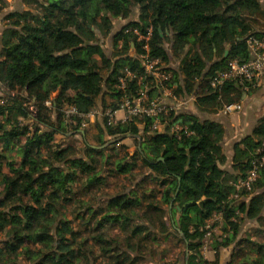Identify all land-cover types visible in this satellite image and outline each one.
Returning a JSON list of instances; mask_svg holds the SVG:
<instances>
[{"label": "trees", "instance_id": "16d2710c", "mask_svg": "<svg viewBox=\"0 0 264 264\" xmlns=\"http://www.w3.org/2000/svg\"><path fill=\"white\" fill-rule=\"evenodd\" d=\"M24 4L29 10L6 16L1 36L0 85L6 86V96L0 98V264H18L20 259L28 264H90L89 240L74 229L66 211L76 206L81 192L90 195L106 186L109 177H128L140 167L147 174L133 176L128 190L108 196L99 206L83 204L84 212L76 218L94 225L88 232L97 233L93 240L101 243L110 228L124 234V241L111 239L112 248L105 250L111 264H135L138 258L132 255L158 241V234L165 240L173 236L185 246V264H222L220 249L236 242L245 222L264 234V117L251 135L235 144L229 170L225 129L206 117L243 102L249 92V83L239 80L216 88L212 81L231 63L250 61L251 37L264 40L261 0ZM134 7L140 8L139 20L114 36L109 55L100 36L111 35L113 19L129 20ZM149 30V41L140 40ZM170 51L175 56L185 53L178 70L164 71L169 80L161 87L146 74L143 59L149 55L159 60L160 68L170 63ZM146 90L150 101L162 90L171 91L173 98H194L198 113L171 112V127L183 129L178 133L153 131L149 118L109 125L105 116L103 127L98 118L88 120L99 104L104 111H118ZM65 108L85 117L67 118ZM58 136H80L83 148L77 141L58 144ZM127 137L141 146L134 155L121 156L126 147L120 140ZM101 164L113 167L108 176ZM255 168L258 179L252 190H238L236 185ZM82 180L86 186L80 190ZM149 181L162 189L160 199L147 188ZM164 205L173 206L174 225L164 219ZM216 216L223 218L222 242L216 243L215 259L209 261L202 247ZM228 264H264V245L247 236Z\"/></svg>", "mask_w": 264, "mask_h": 264}, {"label": "rangeland", "instance_id": "374dc122", "mask_svg": "<svg viewBox=\"0 0 264 264\" xmlns=\"http://www.w3.org/2000/svg\"><path fill=\"white\" fill-rule=\"evenodd\" d=\"M5 3H0V50H1V36L4 29L7 27V21L6 16H8L10 13L13 12H23L25 10H29V7L24 4V0H4ZM140 17V8L134 7L133 8V14L129 20H122V19H116L112 20V28H111V35L109 37H101L100 36V42L104 48V50L111 55L113 53L112 45H113V38L114 36L129 22H134L139 20ZM167 47L170 50V45ZM1 53V51H0ZM184 53H181L178 56H175L174 52L171 54V61L169 64L163 63L162 66H160L159 71L160 73L167 72L169 69H175L178 70L180 62L184 56ZM134 54V52H132ZM163 70V71H162ZM254 88V87H252ZM250 90V89H249ZM6 88L2 85H0V98L6 96L5 95ZM170 94V97H165V95L160 94L159 99H162L166 102H173V97L171 96V91H168ZM178 100H184V98L177 97ZM191 99V98H189ZM195 103V102H193ZM190 106V105H189ZM66 109V108H65ZM64 109V110H65ZM110 111V110H108ZM107 111H104L102 106L99 104L97 108H95L94 112L90 117H88V120L90 122H94L97 120V118L101 121H103L104 117L106 116ZM171 113L169 112L166 116H164L163 120V131H170L171 133H178L181 130L176 129V127H171ZM140 119V118H139ZM143 119V118H141ZM140 119V120H141ZM143 128V125H141ZM89 129L88 125L84 129ZM75 141H77L78 148H83V139L80 136H77L75 139L68 140L61 136L57 137V143L61 145H70L74 144ZM97 144V143H96ZM121 146H125V149H121V156H124V152H128L131 156L135 154L137 148H140L141 144L140 142H136L132 138L127 137L126 139L120 140ZM98 145V144H97ZM120 148V147H119ZM141 165V163H139ZM230 164L225 166V169L230 168ZM100 170L104 171V175L108 176V170L112 169L113 167H103V164L99 167ZM147 170L142 167H140L137 171H135L134 175L128 176V177H109L108 178V184L106 186L102 185L101 187H98L96 191L93 193L81 192L79 195L80 199L77 201L76 206L70 207L68 211H66V214L68 216V219L73 221L74 229L78 232H81L83 240H89V242L86 241L87 245V253L89 256L90 264H111V261L109 260L110 257H108L107 254H105V250L111 249L113 245H111L110 240L120 237L122 241L125 240L124 234L121 233L118 229L110 228L107 231L104 232L103 239L106 240V242H99L98 240H93V236H97V233H89L88 229L93 227L94 225L87 226V219L81 221L77 218L78 214H81L84 212L83 204L88 205L90 203H96L95 206H99V204H104L106 198L111 195L118 194L119 192H123L125 189H129L132 186L133 182V176L135 175H146ZM140 178V177H139ZM138 178V180H140ZM144 179V178H143ZM142 179V180H143ZM85 180H82L81 184L79 185L80 190H82L85 187ZM147 188H151L154 190V192L158 195V199L161 198L162 189L159 187L157 183L154 182H147L146 184ZM156 195V196H157ZM164 215L165 220L168 221L169 224L174 225V215H173V206H165L164 205ZM178 215L176 219H178ZM223 223L214 224V229H212L211 235H207L203 241V247H202V255L205 259L209 261H213L215 259L216 254V243L222 242V238L220 237L223 233ZM158 241L150 244L146 243L145 247L142 248V250L136 251L132 255V258L135 260L138 258L135 264H185V256L184 253L187 251L185 246L180 243L176 238L173 236L170 239H164L165 237L161 234H158ZM92 236V238H91ZM248 237H252L253 242H256L259 245H264V234L258 232L257 227L252 222H245L243 225L242 233L238 236L236 242L230 246L229 248H221L220 249V255H221V261L222 264H228V262L231 260V257L233 253L235 252V249H240V244L242 240H245ZM246 245V244H245ZM91 251V252H90ZM256 255H254V258ZM18 264H28L24 259H20ZM133 264V263H132Z\"/></svg>", "mask_w": 264, "mask_h": 264}, {"label": "built area", "instance_id": "2783aa9c", "mask_svg": "<svg viewBox=\"0 0 264 264\" xmlns=\"http://www.w3.org/2000/svg\"><path fill=\"white\" fill-rule=\"evenodd\" d=\"M139 35L138 32H136ZM151 35V30L147 37H141L140 40L149 41ZM251 59L249 62L244 64H239L238 62H233L230 64L229 69L222 73L218 78L212 81V87L216 88L218 86H222L228 80H239L241 84H246V90H249L252 87H255L262 78H264V40L259 39L257 37H251L248 40ZM147 52H149L148 46H145ZM159 60H151L150 56L147 55L143 59V66L146 70V74L151 75L156 79L158 84L162 87L165 81L169 80V76L160 73L159 71ZM122 84L123 81H122ZM6 88L5 85H2ZM165 97H170L168 90L161 91ZM195 102L194 98L178 100L174 97L173 102H166L162 99H156L150 101L148 96V90L142 92L141 96L133 101H125L120 110L118 111H107L106 117L109 118V125H115L120 121H128L133 120L135 118H149L152 120L153 131H158L160 133L166 132L163 131V120L164 116H166L169 112L179 113L181 111H186L190 108V106ZM190 105V106H189ZM47 106H52L51 102H47ZM244 110V103H234L230 105H226L222 110V113L225 115L237 114L241 113ZM129 111H131V115H129ZM118 112L123 113V118L118 119L116 117ZM64 113L67 118L71 117H83L84 115H80L78 111L74 108H66ZM92 114L89 115V117ZM85 117V116H84ZM115 121V123H110L111 121ZM86 124L84 125V127ZM176 129L183 130L180 126H174ZM191 134V133H190ZM258 179V171L255 168L250 172L248 178L244 181H240L236 187L238 190L247 189L248 191L252 190V187L256 180ZM223 220L222 216L214 217L208 225V229H211L212 225L221 223ZM211 235V233H209Z\"/></svg>", "mask_w": 264, "mask_h": 264}, {"label": "crops", "instance_id": "0c3cea01", "mask_svg": "<svg viewBox=\"0 0 264 264\" xmlns=\"http://www.w3.org/2000/svg\"><path fill=\"white\" fill-rule=\"evenodd\" d=\"M262 2V0H261ZM264 6V3H262ZM162 94V92H160ZM244 110L241 113L225 115L220 111L213 116L207 118L221 124L226 132L223 149L228 163L231 165L233 158V148L236 143L240 142L244 137L251 135L258 121L264 117V78L254 88H251L243 98ZM186 111L197 114L195 103ZM200 117L203 115L199 114ZM116 117L123 118V113L118 112ZM179 126V125H175ZM130 138V137H129Z\"/></svg>", "mask_w": 264, "mask_h": 264}, {"label": "clouds", "instance_id": "9594fccd", "mask_svg": "<svg viewBox=\"0 0 264 264\" xmlns=\"http://www.w3.org/2000/svg\"><path fill=\"white\" fill-rule=\"evenodd\" d=\"M262 3H264V0H262ZM129 115H131V111H129ZM110 123H115V121H111ZM101 127H103V121L101 120ZM42 128H43V125H42Z\"/></svg>", "mask_w": 264, "mask_h": 264}, {"label": "water", "instance_id": "95a60500", "mask_svg": "<svg viewBox=\"0 0 264 264\" xmlns=\"http://www.w3.org/2000/svg\"><path fill=\"white\" fill-rule=\"evenodd\" d=\"M226 55H228V53H227ZM177 195H178V193H177ZM171 208H172V206H171ZM176 229H177V227H176ZM180 234H181V236H183V233H182V232H180ZM188 257H189V256H188Z\"/></svg>", "mask_w": 264, "mask_h": 264}]
</instances>
